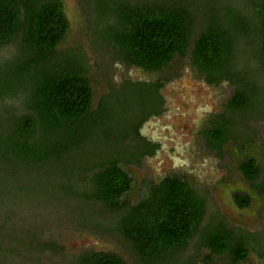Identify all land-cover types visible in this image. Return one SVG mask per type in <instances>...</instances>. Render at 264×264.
Returning a JSON list of instances; mask_svg holds the SVG:
<instances>
[{"label":"trees","instance_id":"1","mask_svg":"<svg viewBox=\"0 0 264 264\" xmlns=\"http://www.w3.org/2000/svg\"><path fill=\"white\" fill-rule=\"evenodd\" d=\"M81 1L93 14L89 34L98 62L108 55L127 67L160 72L177 56H189L209 84L236 83L227 110L259 114L264 0ZM69 32L64 0H0V165L9 173L0 177L1 191L10 200L63 201L81 223L124 239L140 264H184L191 246L207 249L209 262L248 260L251 234L223 220L204 224L207 198L187 179L168 175L139 201L127 198L134 179L124 163H139L158 149L141 127L164 112L161 90L174 75L111 82L94 107L86 52L60 49ZM123 113L125 121L118 118ZM204 137L221 152L236 138L234 121L225 112L215 115ZM239 168L250 182L262 175L253 156ZM258 190L264 193V180ZM234 201L241 208L252 203L242 192ZM105 213L116 217L111 227L102 222ZM9 236L25 249L56 247L39 240L35 227ZM72 262L129 264L112 250H84Z\"/></svg>","mask_w":264,"mask_h":264},{"label":"rangeland","instance_id":"2","mask_svg":"<svg viewBox=\"0 0 264 264\" xmlns=\"http://www.w3.org/2000/svg\"><path fill=\"white\" fill-rule=\"evenodd\" d=\"M70 20V32L60 49H84L90 65L94 86V107L110 90V83L124 79L155 80L167 74L174 78L161 90L165 110L150 117L141 127L142 135L157 143L153 155L144 156L139 163L128 162L124 166L134 179V186L127 196L132 202L139 201L149 186L168 175L187 179L207 198L204 224L211 220H223L230 226L242 228L254 239V248L248 260L240 264H264V193L258 184L264 180V70L257 79L261 90L257 94V112L243 113L227 110V102L235 92L236 83L222 81L209 84L191 64L190 57L177 56L168 68L149 72L138 67H127L105 56L98 62L91 44L89 25L92 12L81 0H64ZM238 6L240 3L237 4ZM102 62V63H101ZM252 60V68L257 67ZM225 112L236 128V138L230 140L221 152L211 149L204 137V130L217 114ZM123 113L120 120H126ZM118 125V124H117ZM253 156L262 170L255 182L246 180L240 164ZM6 165H0V177L6 179ZM0 188V264H72L84 250H112L122 254L129 264H140L130 251L128 243L112 230L79 221L65 212V204L24 198L19 195L10 200ZM246 193L251 197L249 207L241 208L234 201V194ZM32 201V202H31ZM65 205V206H64ZM113 215L103 214L102 221L111 227ZM38 228L39 240L54 241L56 247L25 249L10 233L24 228ZM7 235V236H6ZM184 264H228L227 257L209 262L208 250H195L191 246L181 257Z\"/></svg>","mask_w":264,"mask_h":264}]
</instances>
